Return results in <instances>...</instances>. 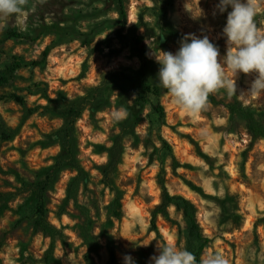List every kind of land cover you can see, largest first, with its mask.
Returning <instances> with one entry per match:
<instances>
[{"label":"rangeland","instance_id":"1","mask_svg":"<svg viewBox=\"0 0 264 264\" xmlns=\"http://www.w3.org/2000/svg\"><path fill=\"white\" fill-rule=\"evenodd\" d=\"M218 3L32 0L22 17L7 21L4 28L21 38L0 30V71L17 65L0 88V118L12 136H0V264H124L125 255L150 264L156 245L197 250L182 209L164 204L162 186L194 208L209 239L201 257L220 253L229 264H264V139H253L247 119L224 106L209 104L192 116L169 93L160 98L166 109L160 123L151 102L139 100L134 82L141 70L135 40L157 85L153 55L178 50L174 31L207 35L223 56L227 13L217 11ZM255 21L264 29V0ZM252 79L240 74L236 96L223 90L214 96L251 109L264 124V98L241 95ZM63 107L82 110L75 123L76 160L54 169L62 161L65 120L52 109ZM121 108L128 115L118 121ZM116 143L119 161L110 168ZM48 173L45 232L35 225L34 188ZM156 208L163 210L154 228Z\"/></svg>","mask_w":264,"mask_h":264},{"label":"clouds","instance_id":"2","mask_svg":"<svg viewBox=\"0 0 264 264\" xmlns=\"http://www.w3.org/2000/svg\"><path fill=\"white\" fill-rule=\"evenodd\" d=\"M36 2L43 5L47 0ZM31 4L32 0H0V30L10 18L22 17ZM216 8L221 14L227 13L222 30L226 38L223 56L207 35L201 38L195 34L185 35L175 53L159 49V55L152 54L159 65V85L192 116L207 110L210 95L223 90L229 97L236 96L240 74L253 76L248 90L241 91V95L264 98V29L255 21L260 0H219ZM127 115V110L121 108L115 119L119 121ZM123 260L124 264H135L130 255ZM149 260L150 264H229L220 253L198 260L195 253L175 244L156 245V254Z\"/></svg>","mask_w":264,"mask_h":264},{"label":"trees","instance_id":"3","mask_svg":"<svg viewBox=\"0 0 264 264\" xmlns=\"http://www.w3.org/2000/svg\"><path fill=\"white\" fill-rule=\"evenodd\" d=\"M121 8H123V3H121ZM4 32L8 37L11 38H21V35L15 30L4 28ZM172 36L181 41V39L185 36L180 32H172ZM140 43L138 40L134 41V51L141 61V70L138 75L134 78V82L139 87L142 92V97L139 98L141 102L145 100H149L151 102V107L154 113L157 115L159 122H163L166 116V109L164 105L160 102V98L167 94V90L163 89L160 85L154 84L147 74L148 68V57L143 52L142 48L139 47ZM49 55V49H46L43 53V60H45ZM34 66H40V61H34ZM16 66L8 67L5 72L0 71V88L4 85L8 84L11 80V77L16 71ZM13 99L18 103H23L24 101L17 97L13 96ZM209 104L211 105H220L227 108L231 114L244 116L247 119L248 131L253 139L262 138L264 139V124L258 120L255 114L251 111V109L244 107L238 102L233 103H224L216 99L214 95L209 96ZM54 113L65 120V127L62 130V158L60 162H58L54 169H58L62 164L73 165V162L76 160V150H75V142H74V132H75V123L77 119L81 116L82 110H75L74 107H63L60 109H52ZM0 136L3 140H9L12 136L7 134V130L5 127V123L0 118ZM164 145H167L165 141L162 140ZM121 147L118 143H116L112 149L110 150V168H112L119 161V152ZM52 173H48L45 177L44 181L38 182L35 184L34 191L37 197V219L35 220V225L38 229L47 232L49 230V224L46 220V194L48 189L52 183ZM163 190V202L165 205H176L179 206L182 211L184 218L186 219L188 225V237L192 241H197L199 243V247L197 250L188 247L189 251L195 253L198 260L201 259V253L205 247V245L209 242V239L202 234L201 228L196 221V217L194 215V208L192 205L184 198L180 196H172L169 194L165 186H162ZM1 197V195H0ZM114 205L117 207L120 206L118 199L114 201ZM163 208H156L152 213V225L156 228V218L157 214L161 212ZM120 213L117 211L115 216H119Z\"/></svg>","mask_w":264,"mask_h":264}]
</instances>
